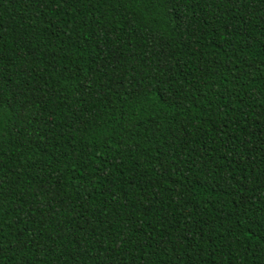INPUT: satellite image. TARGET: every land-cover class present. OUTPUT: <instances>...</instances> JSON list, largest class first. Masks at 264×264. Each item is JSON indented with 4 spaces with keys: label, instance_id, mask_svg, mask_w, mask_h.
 <instances>
[{
    "label": "trees",
    "instance_id": "1",
    "mask_svg": "<svg viewBox=\"0 0 264 264\" xmlns=\"http://www.w3.org/2000/svg\"><path fill=\"white\" fill-rule=\"evenodd\" d=\"M0 264H264V0H0Z\"/></svg>",
    "mask_w": 264,
    "mask_h": 264
}]
</instances>
